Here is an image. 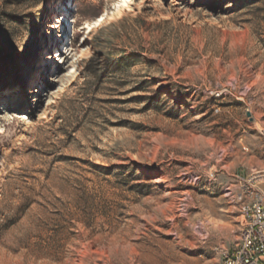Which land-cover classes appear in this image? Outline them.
Returning <instances> with one entry per match:
<instances>
[{
    "label": "rangeland",
    "instance_id": "obj_1",
    "mask_svg": "<svg viewBox=\"0 0 264 264\" xmlns=\"http://www.w3.org/2000/svg\"><path fill=\"white\" fill-rule=\"evenodd\" d=\"M263 131L264 0H0V264H224Z\"/></svg>",
    "mask_w": 264,
    "mask_h": 264
},
{
    "label": "built area",
    "instance_id": "obj_2",
    "mask_svg": "<svg viewBox=\"0 0 264 264\" xmlns=\"http://www.w3.org/2000/svg\"><path fill=\"white\" fill-rule=\"evenodd\" d=\"M258 176L264 183V172ZM244 199V223L235 248L223 254L224 264H264V190H253Z\"/></svg>",
    "mask_w": 264,
    "mask_h": 264
},
{
    "label": "bare ground",
    "instance_id": "obj_3",
    "mask_svg": "<svg viewBox=\"0 0 264 264\" xmlns=\"http://www.w3.org/2000/svg\"><path fill=\"white\" fill-rule=\"evenodd\" d=\"M100 21H101V16H98L96 22H100ZM56 27L58 28V26ZM50 28H54V26L52 25L50 26ZM87 28L89 29V32L92 31V26L88 25Z\"/></svg>",
    "mask_w": 264,
    "mask_h": 264
},
{
    "label": "snow or ice",
    "instance_id": "obj_4",
    "mask_svg": "<svg viewBox=\"0 0 264 264\" xmlns=\"http://www.w3.org/2000/svg\"><path fill=\"white\" fill-rule=\"evenodd\" d=\"M121 6H126V4L125 5H121V4H117V5H115V7H121Z\"/></svg>",
    "mask_w": 264,
    "mask_h": 264
},
{
    "label": "trees",
    "instance_id": "obj_5",
    "mask_svg": "<svg viewBox=\"0 0 264 264\" xmlns=\"http://www.w3.org/2000/svg\"><path fill=\"white\" fill-rule=\"evenodd\" d=\"M116 70H118L117 68H116ZM119 72H121L120 70H118Z\"/></svg>",
    "mask_w": 264,
    "mask_h": 264
}]
</instances>
